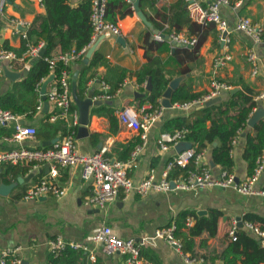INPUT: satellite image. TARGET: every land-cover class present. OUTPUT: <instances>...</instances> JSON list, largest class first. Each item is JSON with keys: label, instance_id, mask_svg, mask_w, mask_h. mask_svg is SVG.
<instances>
[{"label": "crops", "instance_id": "1", "mask_svg": "<svg viewBox=\"0 0 264 264\" xmlns=\"http://www.w3.org/2000/svg\"><path fill=\"white\" fill-rule=\"evenodd\" d=\"M126 1L131 3L133 13L117 16L115 23L121 29L120 36L109 31L99 36L97 45L87 61L89 63L92 55L96 54V65L85 70V76L88 79L83 97L79 98L77 95L76 79L87 64L84 63L86 52L69 62L68 90L78 117L80 108L76 99L87 101L88 121L85 125L87 133L84 136L78 133L80 126L78 122L74 134L77 151L92 153L107 146V156L120 159L119 157L126 152L128 146L134 145L132 150L140 146L137 164L130 171L133 181L139 182L146 177L150 169H154L159 176L167 161L177 152L175 147L162 151L157 145L159 134L169 131L167 123L173 118L188 116L193 110L199 109L182 110L176 106L177 102L206 93L213 78L226 82L231 87L221 92L219 100L205 106L226 100L230 95L245 88L252 90L255 93L254 97L264 90V44L254 43L236 28L239 16H246L264 30V0H230L228 5L220 7V13L230 27V42L227 46L219 40V31L214 23L201 24L190 16L185 8V0H139V8L149 25L137 16L133 3ZM198 1L203 6L211 2V0ZM238 1L241 3L237 4ZM70 2L75 5L79 0H70ZM44 12V6L38 0H14L11 4L6 2L0 16V45L2 46L5 40L11 50L20 53L22 39L15 32L10 20L18 17L31 24L36 14ZM172 31L196 37L195 46H183L171 42L167 35ZM156 32L167 39L168 49L161 48L162 45L158 43L160 41H154L153 35ZM119 37L122 38L121 42L118 41ZM152 41L153 45L150 44ZM176 50L179 51L176 52ZM251 51L257 56L255 63L247 59ZM224 54H229L231 58L215 67V58ZM58 55L56 52L55 56ZM149 60L153 61L154 66L160 67L170 81L177 80L175 89L183 86L186 91L182 93L180 101H177L172 96L175 89L172 90L171 107H164L161 118L150 127L146 132V138L142 140L140 131L123 125L117 113L125 109L150 106V103L146 101L150 92L146 89V82L151 76L140 84L134 75L142 66L148 64ZM254 65L257 66L256 74L252 73ZM19 66V69L16 70L14 67L12 70L20 73L19 78L11 80L5 74L0 78V94L10 89L14 81L26 74L30 63H20ZM50 75L53 74L50 73L43 80ZM102 82L108 85V92L112 96L102 99L100 104H93V98L104 91ZM40 86L41 84L39 89L37 88L38 93ZM232 90L234 92L231 93ZM254 97L255 112L258 110L262 112L256 119L254 123L256 124L264 117V100H255ZM161 98L158 101L160 105H162ZM142 100L144 103L140 106ZM252 110L248 120L255 114ZM52 111L53 107L49 105L45 109L43 106L31 116L18 114L17 121L36 127L37 134L21 142L9 141L5 139L7 136H1L0 151L19 147L50 146L51 140L59 136V134L54 136L52 129L45 128L48 121L44 117L46 113ZM108 114L112 115V119ZM248 120L247 130L254 126H250ZM14 124V121H10L0 127L5 128L6 131L10 130L12 134ZM68 124V127L72 126ZM206 124L208 126L209 121ZM47 133H50L51 137L46 138V135H50ZM245 134L244 130L240 137L233 139L235 141H232L230 151L234 160L232 173L240 181L248 177L247 161L243 157ZM187 136L185 141L191 143ZM138 140H141V143L137 142ZM216 145H218L217 140L206 147L200 160L201 164L211 167L214 173L221 170L212 159V148ZM12 165H17L22 170L19 169L14 177L9 175L10 182L0 181V250L6 248L16 250L15 254L22 260L21 264H51V255L61 257L67 249H73L67 247L60 255L54 256L50 251L49 241L57 236H61L66 242H80L89 247L88 251L73 249L74 253L65 255L61 264H124L123 254H106L101 245L91 241V236L102 225L110 226L112 231L123 239L133 238L137 242L146 239L141 247L140 264H189L184 258V255L189 253H183L181 248L154 235L157 229L167 227L174 221L176 215L184 210L194 212L197 216H207L213 210L220 212L215 234L210 236L207 231H203L194 236L193 240L196 252L209 255L214 264H222L221 259L215 256L220 254L229 243V229L234 220L241 218L244 221V215L251 214L259 218L254 220V223L264 224L263 196L241 194L232 188L220 186L189 190L175 188L168 191L151 190L144 195L132 191L128 195L120 194L114 200L107 202L104 208L85 204V197L90 193V184L81 179L80 165L61 168L54 178L64 190L62 195L49 194L26 200L23 198L25 191L48 174L49 164L42 163L27 171L23 170L22 163ZM4 166L3 164L0 173ZM255 187L264 188V172L255 183ZM186 221L187 226L190 227L195 223L196 218L194 215H188ZM238 227L261 246L258 238L250 230L242 225ZM177 239L181 242V238ZM250 251L251 248L248 249V252ZM76 253H78L77 257ZM90 254H93L94 259H90ZM196 258H202V264H204L203 257ZM241 258L244 259L245 254L241 255ZM238 264H242V261L238 260ZM259 264H264V261Z\"/></svg>", "mask_w": 264, "mask_h": 264}, {"label": "built area", "instance_id": "2", "mask_svg": "<svg viewBox=\"0 0 264 264\" xmlns=\"http://www.w3.org/2000/svg\"><path fill=\"white\" fill-rule=\"evenodd\" d=\"M38 1L43 5L42 0ZM185 1L190 16L201 24L208 22L214 23L219 31V40L227 46L230 42V27L227 20L222 17L220 7L222 5H228L230 0H211L205 6L201 5L198 0ZM6 2V0H0V16L2 15ZM240 3L241 1L237 2V4ZM106 5L107 0H92L90 12L92 34L86 46L78 51L72 49L58 56L45 58L49 63L50 71L54 70L57 61H62L66 66V68L62 69L60 77L50 82L45 93L49 105L53 107V111L49 116L50 122H55L61 118L69 123L68 125L71 124L74 126L78 123L77 113L71 109L72 98L68 90L70 70L67 66L69 62L84 55L88 48L104 32L109 31L116 36L121 35V29L117 23L105 19ZM10 22L15 32L25 41V50L17 53L0 45V78L4 75L5 68L13 70L15 65L38 57L39 51L44 48L43 41L33 44L27 40V28L30 25L28 22L18 17L11 19ZM236 28L246 34L254 43L264 44L263 28L256 22H253L249 17L239 16ZM153 38L157 41H162L164 35L156 32ZM167 38L171 42L183 46H194L197 41L196 37L186 36L176 31L170 32ZM230 58L231 56L229 54L218 56L215 58L214 66L218 67ZM247 59L255 63L257 56L251 51L247 55ZM252 73H257L256 65H254ZM102 87L104 91L94 97V100L108 99L112 96L108 92V85L102 82ZM230 87L228 83L213 78L210 82V88L206 93L177 102L176 106L182 110L201 108L209 100L219 96L222 91L228 90ZM39 96L36 106L37 110H41L43 107V100L41 95ZM254 99L264 100V90L259 92ZM163 110L164 106L159 104L155 107L150 105L142 106L139 109H125L118 111L117 114L123 125L140 131V137L144 140L146 138V132L161 118ZM252 111L255 112L256 108L254 107ZM18 118L19 115L11 110L0 108V126H4L10 121H14L15 123L12 134L5 137V139L21 142L24 139L35 137L37 134L36 127L21 124L17 121ZM187 133L188 128L186 127L161 132L157 138V145L160 150L166 151L170 147H176L185 141ZM140 149V146H137L130 152V155L126 159H115L107 156V146H103L98 151L92 153H81L76 149L74 131H70L48 147H19L0 151V171L2 165L7 163L31 164L34 168L42 163H48V174L25 191L23 198L29 200L49 194L56 196L62 195L64 190L60 188L54 178L59 174L61 168L80 165L81 179L90 184V193L85 197L84 202L85 204L97 205L100 208H104L107 202L114 200L120 194L128 195L130 192L135 191L138 194L144 195L151 190L168 191L172 188L189 190L207 186H220L222 188H232L241 194H257L264 197V188L255 187V183L264 172V153L257 157L252 174L242 181L236 180L234 173L228 172L227 170H220L218 173H214L211 167L200 163L203 151L197 152L191 147L176 152L167 161L159 176H157L154 169H150L145 178L139 182H134L130 176V171L137 164V156ZM190 163H193L194 168L188 169L185 174L180 173L175 177H170V172L175 166L186 168ZM171 181L174 182V187H171ZM242 226L250 230L258 238L259 244L264 247V224L244 220L242 221ZM237 228L238 221L236 219L229 229V236L232 240L236 238ZM175 229L176 224L173 221L167 227L157 229L154 235L155 237L165 239L169 244L177 248H181V242L174 236ZM91 241L101 245L102 250L106 254H123L125 256L124 264H140L141 247L146 242V239H142L141 242H137L133 238L123 239L115 234L110 226L102 225L91 236ZM49 245L50 251L54 256L60 255L67 247L85 251L89 250L86 244L66 242L61 236L51 239ZM15 251L14 249L8 248L0 250V264H21L22 260L15 254ZM89 257L90 259H94L93 254H90ZM184 258L189 264H202L203 262L202 258H196L189 254L184 255Z\"/></svg>", "mask_w": 264, "mask_h": 264}, {"label": "trees", "instance_id": "3", "mask_svg": "<svg viewBox=\"0 0 264 264\" xmlns=\"http://www.w3.org/2000/svg\"><path fill=\"white\" fill-rule=\"evenodd\" d=\"M42 1L45 12L35 15L30 26L27 28V40L33 44L43 41L45 53L42 57L26 60L25 62L30 63L26 74L21 79L14 81L10 89L0 94V108L9 109L16 114L26 116H31L37 111L36 106L40 97L37 88L42 80L50 73L53 74L54 79H58L62 69L66 68L62 61H57L54 70L50 71L49 63L45 58L54 57L56 52L62 54L72 49L76 51L80 50L89 43L92 34L90 22L92 0H79L75 5L71 4L70 0ZM13 2L14 0H9L8 3L11 4ZM131 13H133V10L130 2L126 0H107L106 20L116 22L117 16L121 17ZM166 41L167 39L164 38L162 41L157 42L160 43L159 45H162L161 48L168 49L169 44ZM152 42L150 43L151 45L154 44ZM24 43L25 41L22 40L20 53L25 50ZM2 46L10 49L5 40ZM96 57V54L92 55L89 63L84 65V68L76 79V91L79 98L83 97L88 79L85 76V70L96 65ZM19 65H15L14 69H19ZM67 68L69 69L68 66ZM134 75L136 81L140 84H143L148 76L152 77V89L146 101L152 107L157 106L170 81L165 76L164 71L160 67L154 66L153 61L149 60L148 64L142 66ZM185 91V88L180 86L173 91L172 96L177 101H180L179 99ZM254 95L255 93L252 90L245 88L230 95L226 100L195 109L188 116L173 118L167 123V129L173 131L181 127L188 128L187 139L191 141L193 148L197 152L203 151L213 141L217 140L218 145L212 148L213 162L221 170H227L228 172H232L234 166V160L230 154L232 141L234 138L240 137L241 132L245 130L243 157L247 161L248 176H250L256 165L257 157L264 152V117L261 121L254 124L252 128L246 129L250 111L256 104L253 101ZM143 103L142 100L139 105L141 106ZM71 109L75 110L73 104ZM107 111L110 110L107 109ZM50 114L46 113L44 117L48 121L45 128L52 129L54 136L59 134L58 137L61 138L70 131H74V134L76 133V125L68 127L67 123L61 118L55 122H49ZM108 115L112 119V115ZM207 121H209L208 126L206 124ZM10 134V130L6 131L5 128L0 127V137L4 135L9 136ZM47 137H51V134L46 135ZM137 142L141 143V140ZM133 148L134 145L128 146L126 152L119 158H128ZM4 165V169L2 168V172L0 173V181L10 182L9 175L14 177L21 168L12 164ZM22 167L24 168L23 170L27 171L32 166L31 164H24ZM190 168H194L193 163H190L186 168L175 166L170 172V177H175L180 173L185 174ZM188 215H194L196 218L195 223L190 227L186 223ZM219 216L220 212L217 210L210 211L207 216H197L194 212L188 210L179 212L174 218L176 224L174 235L176 238H181L182 252L189 253L190 256L203 257L204 264H214L213 259L209 255L196 252L193 237L201 234L203 231H207L210 236L214 235ZM256 219L259 218L251 214L244 215V220L253 222ZM235 237V240L230 238L229 243L221 253L215 256L221 259L222 264H238V260H241L242 264H259L261 261H264V247L257 245L251 236L238 227ZM249 248H251L250 252H248ZM71 253H74L73 249H67L61 257H53L51 255L50 262L51 264H61L65 255L69 256ZM244 254L245 258L242 259L241 255ZM77 255L78 253H76V257Z\"/></svg>", "mask_w": 264, "mask_h": 264}, {"label": "water", "instance_id": "4", "mask_svg": "<svg viewBox=\"0 0 264 264\" xmlns=\"http://www.w3.org/2000/svg\"><path fill=\"white\" fill-rule=\"evenodd\" d=\"M7 2H9V0H6ZM133 3V8L137 13V16L144 22H146L149 25V22L146 20L144 14L142 13V11L139 8V0H129ZM100 37H98V39L88 48V50L86 51L85 54V58H84V63H87L89 57L91 56L93 50L95 49V46L97 45V42L99 40ZM118 41L121 42L122 38L119 37ZM45 53V48H42L39 53H38V57H42ZM37 58V57H36ZM4 74L5 76H7L8 78H10L11 80H15L17 78L20 77V73L18 72H14L12 70H9L8 68L4 69ZM53 79V75H50L46 80H43L40 86V95L41 98L43 100V106L44 109L47 108L49 106V102L46 99V89H47V85L48 83ZM177 85V80H171L167 86V88L164 90L163 94H162V98H161V104L166 107L169 108L171 107V93L172 90L175 89ZM146 89L148 91H151L152 89V80L151 77L148 78L147 82H146ZM234 92L233 90L231 91V93ZM220 99V96H217L211 100H209L206 104H211L217 100ZM76 101L78 102L79 108H80V115L78 117V122L80 123V126L78 127V133H80V135L84 136L87 133L86 127L85 125L87 124L88 121V117H87V101H79L76 99ZM93 104H100L101 100L97 99L92 101ZM262 114V112H260V110H258L257 112H255V114H253L250 119L248 120V124L250 126H253L256 119ZM244 135V134H243ZM58 137H55L54 139L51 140V143L55 142L56 140H58ZM192 144L188 141H183L180 144H178L175 148L177 149V152L186 149V148H191ZM236 180H238L236 178ZM171 187H174V182L171 181ZM238 221V226L242 225V220L241 218H237Z\"/></svg>", "mask_w": 264, "mask_h": 264}]
</instances>
